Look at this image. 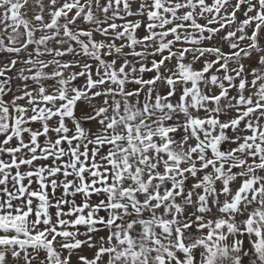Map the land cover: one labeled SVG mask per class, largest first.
<instances>
[{"label": "snow or ice", "instance_id": "6c2138e0", "mask_svg": "<svg viewBox=\"0 0 264 264\" xmlns=\"http://www.w3.org/2000/svg\"><path fill=\"white\" fill-rule=\"evenodd\" d=\"M0 264H264V0H0Z\"/></svg>", "mask_w": 264, "mask_h": 264}]
</instances>
